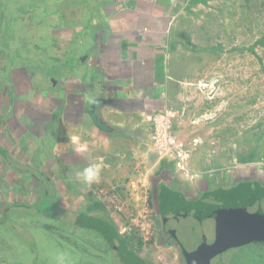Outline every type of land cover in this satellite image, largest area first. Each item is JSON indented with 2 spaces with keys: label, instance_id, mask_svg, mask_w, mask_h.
<instances>
[{
  "label": "rangeland",
  "instance_id": "1",
  "mask_svg": "<svg viewBox=\"0 0 264 264\" xmlns=\"http://www.w3.org/2000/svg\"><path fill=\"white\" fill-rule=\"evenodd\" d=\"M133 1L132 7L141 8L147 0H109L103 10L107 16H100L96 0H0V148L6 152V157L0 155V220L6 213L15 229L0 225V264H57L59 254H65V264H120L92 231L71 225L67 213L76 212L81 199L70 197L76 192L73 184L65 183L63 144L57 134L63 101L58 94L63 98V73L70 67L76 72V64L89 51L90 39L82 43V35L90 30L88 36L97 37L106 27L103 20L115 11L114 3L124 4L123 13L115 12L121 16L114 22L117 26ZM158 1L165 13L156 17L159 23H140L151 32L158 26L160 32L167 31L162 38L140 33L138 44L162 48L167 72L185 85L176 103L160 111L173 115L172 135L187 156L185 170L173 157L154 152L149 140L147 157L134 161L144 180L134 184L139 194L134 195L130 185L132 192L120 195L127 187L111 183L94 188L90 199L95 215L109 219L120 235L140 240V258L150 264H185L179 248L163 234L160 216H170L171 226L199 223L205 229L208 221L192 205L158 210L161 184L188 199L245 180L264 188V0ZM154 6L155 1L142 11L159 12ZM127 23L114 33L123 35L127 29L119 26H130ZM74 39L77 48L71 52ZM80 70L88 73L89 67ZM49 195L54 214L64 223L40 216L32 207L42 197L49 201ZM218 211L231 213L254 231L264 225V209L247 201ZM147 222L151 231L141 236L139 224ZM33 242L34 251L29 247ZM238 251L236 259L232 250L211 264H264V250ZM255 254L260 260H252Z\"/></svg>",
  "mask_w": 264,
  "mask_h": 264
},
{
  "label": "crops",
  "instance_id": "2",
  "mask_svg": "<svg viewBox=\"0 0 264 264\" xmlns=\"http://www.w3.org/2000/svg\"><path fill=\"white\" fill-rule=\"evenodd\" d=\"M96 1L99 3L96 6L100 9V16H104L103 10L105 12V7L111 2ZM153 1L159 12L144 13L142 8L152 7ZM153 1H145L141 8L132 7L134 1L130 2L131 10L120 18L123 20H119L118 24L128 22L127 25H130L119 26L127 29L123 30V35L115 34L113 29L118 27L114 22L121 17L115 12L123 13L124 4L114 3L115 11L111 18L103 20L105 29L102 28L95 38L94 35L88 36L90 30L82 35L81 42L85 43V38L89 37L90 47L76 64L77 71H72L70 67L61 77L60 84L65 88L62 91L63 98L58 94L63 101L57 133L60 143L63 144L60 147V156L65 164V183L73 184L72 190L76 192L70 193V197L81 199L76 212L67 211L69 217H72L71 225L75 222V217L82 214L104 219L92 211L90 197L94 188L114 183L121 188L126 186L127 193L119 194L127 196L130 185L135 187L136 181H144L135 170L134 161H139L141 155L149 154L150 122L147 117L175 104L178 90L185 86L173 74L167 72L168 57H165L162 48L150 43L141 46L138 44L141 34H157L162 38V34L167 31L162 28L160 32L158 26L156 31L151 32L140 23L141 20L146 23L152 19L159 23L156 17L165 14L159 1ZM168 13L172 18L175 15L170 11ZM75 31L77 34V30ZM75 39L69 49L71 52L77 48ZM122 39L127 41L126 44H123L125 41ZM92 47L95 49L92 50ZM81 66H88L89 72L81 71ZM74 85L79 87L74 88ZM72 137L77 138L76 142H73ZM148 157L150 160L151 156ZM95 164H99L101 168L99 180L91 184L84 182L78 174ZM162 186L166 187L161 184L157 189L156 199ZM139 190L135 187L133 194H139Z\"/></svg>",
  "mask_w": 264,
  "mask_h": 264
},
{
  "label": "trees",
  "instance_id": "3",
  "mask_svg": "<svg viewBox=\"0 0 264 264\" xmlns=\"http://www.w3.org/2000/svg\"><path fill=\"white\" fill-rule=\"evenodd\" d=\"M0 155L6 157V152L2 148H0ZM29 174L35 178L33 174ZM165 190L166 191H162L160 188L157 196L158 210L161 208L162 213L166 212L169 208L186 205H192L193 208L196 207L198 210L202 209V211H207L206 209L209 208H221L227 205H233L238 200L247 201V203L252 206L257 205L259 208L264 209V188L255 181L245 180L228 187L218 186L215 189H208L194 202L186 200L185 197L177 191L171 189ZM49 199L48 201L47 198L42 197L41 201L32 207L40 216L59 222L62 221L61 215L58 216L53 212L55 205L50 195ZM47 208H49V211H47ZM7 219V214H3L0 225H6L13 229L14 225H11ZM62 223L64 222L62 221ZM72 225L77 230L92 231L94 235L104 243L106 246L104 249L111 252L118 259L120 264H150L136 254V250L140 249L142 245L140 240L134 236L125 237L120 235L117 232L116 226L109 219L82 214L75 217V222ZM20 230L22 231L21 233L25 232L22 228ZM29 247L34 251L36 246L33 242V244H29Z\"/></svg>",
  "mask_w": 264,
  "mask_h": 264
},
{
  "label": "water",
  "instance_id": "4",
  "mask_svg": "<svg viewBox=\"0 0 264 264\" xmlns=\"http://www.w3.org/2000/svg\"><path fill=\"white\" fill-rule=\"evenodd\" d=\"M202 215H205L203 217L208 221L205 223L207 224L205 229L201 228L199 223L189 225L181 221L178 225L171 226L173 219L164 216L165 229L178 243L186 264H211L216 256L229 249L264 239V230L254 231L251 227L241 226L231 213L215 212L209 208ZM248 219L245 218V221H249ZM192 234L197 237L191 238Z\"/></svg>",
  "mask_w": 264,
  "mask_h": 264
},
{
  "label": "built area",
  "instance_id": "5",
  "mask_svg": "<svg viewBox=\"0 0 264 264\" xmlns=\"http://www.w3.org/2000/svg\"><path fill=\"white\" fill-rule=\"evenodd\" d=\"M172 118L173 115L169 112H156L147 117L150 122L149 140L152 145V150L158 154H165L168 157H173L177 160L176 165L179 169H184L186 154H182L183 149L177 145V139L172 135ZM146 209V208H145ZM148 222L140 223V235L148 234L150 225ZM131 230V229H130ZM151 231V230H150Z\"/></svg>",
  "mask_w": 264,
  "mask_h": 264
},
{
  "label": "flooded vegetation",
  "instance_id": "6",
  "mask_svg": "<svg viewBox=\"0 0 264 264\" xmlns=\"http://www.w3.org/2000/svg\"><path fill=\"white\" fill-rule=\"evenodd\" d=\"M240 182V181H239ZM239 182H236L235 184H237V183H239ZM169 189H171V188H169ZM172 190H174V191H177L175 188H173ZM206 190H202L199 194H198V196L197 197H195V198H193V199H188L187 197H186V195H183V193H181V192H179V191H177V192H179L181 195H183L184 197H185V199L186 200H188V201H192V202H194V201H196L197 200V198L198 197H200L201 196V194H203L204 192H205ZM157 200V199H156ZM243 201V200H242ZM157 202V205H158V201H156ZM249 204V203H248ZM249 205H251V204H249ZM253 206H257V205H253ZM212 211H215V212H217L218 210H219V208H210ZM207 211H208V209H206ZM203 212H205L206 213V211H202V209H200V211L198 212L199 214H203ZM202 216H205V215H202ZM160 220H161V225H162V227H163V234L168 238V239H171L173 242H174V244H176V246L179 248V250H180V253H181V248L179 247V245H178V243L171 237V235L167 232V230L165 229V217L163 216V217H161L160 216ZM172 221V220H171ZM261 230H264V225H262V227H259ZM250 248V249H252L253 251H257V252H259V251H261V250H264V239H262L261 238V240H257V241H255V242H249V243H247V244H245V245H243V246H240V247H235V248H233V249H229V250H227V251H225V252H223L222 254H220L219 256H221V255H225L227 252H229V251H235V253L236 254H234V259H236V258H238V257H240L241 255H239L238 253H240L241 251H238V250H240L241 248ZM181 257H182V254H181ZM215 258H217V257H215ZM260 257L257 255V254H255L254 255V258L252 257V260L253 261H258V260H260L259 259ZM182 259L184 260V258L182 257ZM212 262V261H211ZM184 263H185V261H184ZM186 264V263H185Z\"/></svg>",
  "mask_w": 264,
  "mask_h": 264
},
{
  "label": "clouds",
  "instance_id": "7",
  "mask_svg": "<svg viewBox=\"0 0 264 264\" xmlns=\"http://www.w3.org/2000/svg\"><path fill=\"white\" fill-rule=\"evenodd\" d=\"M76 137H72L73 142H76ZM101 168L99 164L91 165L82 170L78 175L83 179L84 182L91 184L92 182L98 181L100 178ZM57 264H65V254H59L56 257Z\"/></svg>",
  "mask_w": 264,
  "mask_h": 264
}]
</instances>
